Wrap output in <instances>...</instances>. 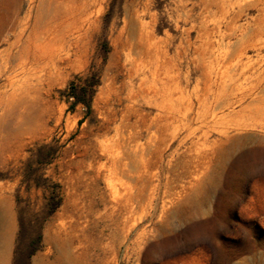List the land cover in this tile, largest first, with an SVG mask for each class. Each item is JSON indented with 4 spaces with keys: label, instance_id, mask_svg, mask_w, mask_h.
Segmentation results:
<instances>
[{
    "label": "rangeland",
    "instance_id": "obj_1",
    "mask_svg": "<svg viewBox=\"0 0 264 264\" xmlns=\"http://www.w3.org/2000/svg\"><path fill=\"white\" fill-rule=\"evenodd\" d=\"M36 260L264 264V0H0V264Z\"/></svg>",
    "mask_w": 264,
    "mask_h": 264
},
{
    "label": "trees",
    "instance_id": "obj_2",
    "mask_svg": "<svg viewBox=\"0 0 264 264\" xmlns=\"http://www.w3.org/2000/svg\"><path fill=\"white\" fill-rule=\"evenodd\" d=\"M98 84V79L94 76L90 77L86 82H83L81 84L75 83L74 81H71V83L68 86L67 90V98H72L69 107L73 108L76 104L81 103L83 104L87 112L90 111L91 108V98L94 92V87ZM81 120L79 121V123ZM60 201H55L49 204L48 206V214L52 213L57 206L59 205ZM40 234L34 238L36 242L40 240ZM34 251L32 250L30 254H32Z\"/></svg>",
    "mask_w": 264,
    "mask_h": 264
},
{
    "label": "bare ground",
    "instance_id": "obj_3",
    "mask_svg": "<svg viewBox=\"0 0 264 264\" xmlns=\"http://www.w3.org/2000/svg\"><path fill=\"white\" fill-rule=\"evenodd\" d=\"M133 156H137L136 152L133 150ZM127 156H116V158L113 159L112 167L110 172L114 173L115 175H121L125 176L127 173H130L131 169L129 168V164L126 161ZM135 171H138V168L135 167ZM34 264H41L40 261H35Z\"/></svg>",
    "mask_w": 264,
    "mask_h": 264
}]
</instances>
